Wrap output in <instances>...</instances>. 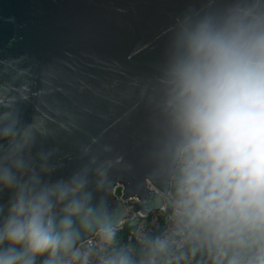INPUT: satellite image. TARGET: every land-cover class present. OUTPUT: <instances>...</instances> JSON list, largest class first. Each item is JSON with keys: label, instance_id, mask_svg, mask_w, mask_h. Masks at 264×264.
<instances>
[{"label": "clouds", "instance_id": "1", "mask_svg": "<svg viewBox=\"0 0 264 264\" xmlns=\"http://www.w3.org/2000/svg\"><path fill=\"white\" fill-rule=\"evenodd\" d=\"M161 84V157L178 226L141 237L143 261L117 240L127 211L103 196L94 202L89 190L93 171L96 190H110L113 162L93 157L67 179H44L54 168L45 162L38 172L30 156L42 125H25L0 97V264H158L185 229L227 264H264V0L186 18Z\"/></svg>", "mask_w": 264, "mask_h": 264}, {"label": "water", "instance_id": "2", "mask_svg": "<svg viewBox=\"0 0 264 264\" xmlns=\"http://www.w3.org/2000/svg\"><path fill=\"white\" fill-rule=\"evenodd\" d=\"M235 2L0 0V97L25 125H42L30 156L38 172L45 162L54 168L44 179H67L93 157L110 160L108 192L89 173L94 202L106 197L125 220L132 212L123 201L133 197L143 216L162 211L170 180L161 79L185 19L221 17Z\"/></svg>", "mask_w": 264, "mask_h": 264}, {"label": "built area", "instance_id": "3", "mask_svg": "<svg viewBox=\"0 0 264 264\" xmlns=\"http://www.w3.org/2000/svg\"><path fill=\"white\" fill-rule=\"evenodd\" d=\"M123 191L124 187L117 185L114 197L122 201L124 196ZM172 194L170 184L168 194L170 199ZM163 198L164 209L159 212H153L149 216H143L139 213L141 206L138 198L133 197L123 201L124 205L132 212V215L129 219L125 220L122 229L118 232L117 240L120 245L128 246L132 249L137 261L145 260L148 255L145 246L140 242L141 237L171 236L177 229V220L173 216L170 200L164 196ZM187 231L185 229L184 235L173 237L175 243L172 245L169 254L159 258L158 264H204V259H202L200 253L202 238L192 239L187 235Z\"/></svg>", "mask_w": 264, "mask_h": 264}, {"label": "trees", "instance_id": "4", "mask_svg": "<svg viewBox=\"0 0 264 264\" xmlns=\"http://www.w3.org/2000/svg\"><path fill=\"white\" fill-rule=\"evenodd\" d=\"M202 238V245L200 248V253L202 259H204V264H227L226 258L221 259H215V256L213 254V249L210 246L207 239ZM232 249H230L231 254Z\"/></svg>", "mask_w": 264, "mask_h": 264}]
</instances>
